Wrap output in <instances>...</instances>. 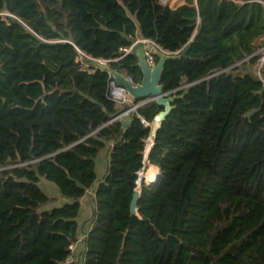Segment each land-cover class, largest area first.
I'll list each match as a JSON object with an SVG mask.
<instances>
[{
	"label": "trees",
	"instance_id": "trees-1",
	"mask_svg": "<svg viewBox=\"0 0 264 264\" xmlns=\"http://www.w3.org/2000/svg\"><path fill=\"white\" fill-rule=\"evenodd\" d=\"M0 11L20 19L0 18V264H67L82 233L71 264H264V0H0ZM138 36L190 48L162 75L164 92L184 96L148 157L162 179L135 215L142 118L163 108L113 120L125 107L108 97L109 74L75 57L111 61L138 84L137 57L119 59Z\"/></svg>",
	"mask_w": 264,
	"mask_h": 264
},
{
	"label": "water",
	"instance_id": "water-1",
	"mask_svg": "<svg viewBox=\"0 0 264 264\" xmlns=\"http://www.w3.org/2000/svg\"><path fill=\"white\" fill-rule=\"evenodd\" d=\"M196 39L197 34L193 36L190 43L195 42ZM189 48L190 44H188L180 52L170 53L162 50L157 44L147 43L145 46H143L142 44L138 43L135 46V50L133 53V55H135L138 60L136 66L141 70L143 76L142 81L138 84L133 83L128 76L123 74L118 69L113 68L111 65L98 61H93L94 65L98 66L102 71L109 73L115 80L117 86L124 88L128 92L129 96L135 101H141L152 98L158 106L163 108V110L159 112L151 122V137L154 139V141L158 131L162 128L163 123L173 111L174 103L176 102V100L184 96V94L177 95L164 92V87L161 81L166 63L170 60H176L182 57H186ZM2 50H0V52ZM147 54L157 58V62L154 66H150L148 64ZM125 111L126 110H123L120 114L114 116L113 120L120 119ZM161 179L162 175L160 173L159 178L155 183L145 185L144 187L157 186L160 183ZM142 193H139L138 190H136L134 193L133 200L131 203L132 214L137 215L138 203L140 198L142 197Z\"/></svg>",
	"mask_w": 264,
	"mask_h": 264
},
{
	"label": "built area",
	"instance_id": "built-area-1",
	"mask_svg": "<svg viewBox=\"0 0 264 264\" xmlns=\"http://www.w3.org/2000/svg\"><path fill=\"white\" fill-rule=\"evenodd\" d=\"M194 1H195V3H197V0H194ZM158 3L163 7H169L170 9L175 10V9L183 6L184 4H186V0H183L182 4L175 6V7H172L169 4V2L166 0H158ZM0 18L6 23L9 22V18L20 21V19L17 16H15V15L7 12V11H0ZM138 43L142 44L143 46H145L147 43L156 44L150 40L141 39L140 41H136L131 46L123 47L120 49L121 56L119 59L124 58L130 54H133L134 50H135V46ZM77 52H78V55L75 57V62L78 63L80 65L81 69H83L85 71L92 72L93 70H101L98 66L93 64V61H98V62L106 63L109 65L111 64V61H107V60H103V59H93L92 57L86 55L84 52H82L79 49H77ZM257 55H258V58H257V63L255 65V72H256L257 76L259 77V79L264 83V44L262 45V47L258 51ZM147 62L150 66H154L156 64V59L154 56L147 54ZM129 79L131 80L130 77H129ZM108 97L110 100L115 102L118 107H125L126 111L123 113V115L128 114V113L133 112V111H137L139 108L146 107V106L154 103V99H152V98L141 100V101H135L133 98H131L129 96L128 92L124 88L117 86L115 80L113 79V77L110 74H109ZM122 116H121V118H122ZM142 123L146 127L152 129L151 123L147 122L143 118H142ZM154 143H155V141L150 135V137L146 140L145 162H147V163H149L148 157H149V154H150V152L154 146ZM70 250H71V254L66 261L67 264L74 263L76 260L75 259V244L70 247Z\"/></svg>",
	"mask_w": 264,
	"mask_h": 264
},
{
	"label": "rangeland",
	"instance_id": "rangeland-1",
	"mask_svg": "<svg viewBox=\"0 0 264 264\" xmlns=\"http://www.w3.org/2000/svg\"><path fill=\"white\" fill-rule=\"evenodd\" d=\"M263 42V41H262ZM261 42V43H262ZM264 43V42H263ZM149 165V163H147V162H145V164H144V168H143V170L142 171H145V172H149V171H151V172H154L155 171V169H152V168H150L152 165H150V166H148ZM148 166V167H147ZM102 168L103 167H99V169H98V175H99V177L101 178L102 176H101V172H102ZM160 170V169H159ZM142 171H141V173H142ZM149 182L147 179L146 180H144V182H143V184H147L146 182ZM42 185H43V188L46 190V192L48 193V194H50V195H52V196H55V195H53V190H56V192H58V194H59V191L56 189L57 188V186L56 185H54L53 183H50V182H48V181H43L42 182ZM145 185H143V188H144V186ZM142 188V189H143ZM53 189V190H52ZM90 195V194H89ZM63 200L64 199H61L59 202H57V203H55L54 205H52V206H55V207H59L60 205H62V203H63ZM93 195H91V196H89V197H87V199L84 201V205L86 206V208H85V210H84V214H83V216H84V218L87 220L89 217H90V209H91V204H92V202H93ZM85 237H86V234L85 233H82L81 234V236L79 237V240H78V242L75 244V259L77 258V260L79 259V262L81 261V259H82V255H83V252H84V249H83V241H84V239H85ZM78 255V256H77Z\"/></svg>",
	"mask_w": 264,
	"mask_h": 264
},
{
	"label": "bare ground",
	"instance_id": "bare-ground-1",
	"mask_svg": "<svg viewBox=\"0 0 264 264\" xmlns=\"http://www.w3.org/2000/svg\"><path fill=\"white\" fill-rule=\"evenodd\" d=\"M150 165L151 164H149L148 166H150ZM154 172H151V171H149V172L142 171V173H141V171L139 172V178L140 179L138 181V187L136 189V190H138L139 193H142V191H143L142 188H143V185H144L143 184L144 180L147 179L149 181V182L145 181L147 183L146 185L153 184V183H155L157 181V179L159 178V175H160L161 172H158V171L156 173H154Z\"/></svg>",
	"mask_w": 264,
	"mask_h": 264
},
{
	"label": "crops",
	"instance_id": "crops-1",
	"mask_svg": "<svg viewBox=\"0 0 264 264\" xmlns=\"http://www.w3.org/2000/svg\"><path fill=\"white\" fill-rule=\"evenodd\" d=\"M141 40V37L140 36H138L137 37V39H136V41H140ZM129 115V113L128 114H124L123 116H122V118L123 117H126V116H128ZM101 164V163H100ZM106 162H103V171H102V175L101 176H103L104 175V173L106 172ZM150 168H152V169H155V172L154 173H156L157 171L158 172H160V170H159V168L158 167H156V166H151ZM95 190L96 189H94V190H92L91 192H89L88 193V195L83 199V202L87 199V197H89V196H91V195H93V198L95 197ZM90 194V195H89ZM85 208H86V206L84 205L83 206V208H82V210L84 209L85 210Z\"/></svg>",
	"mask_w": 264,
	"mask_h": 264
}]
</instances>
